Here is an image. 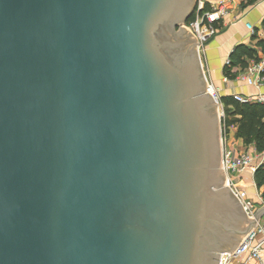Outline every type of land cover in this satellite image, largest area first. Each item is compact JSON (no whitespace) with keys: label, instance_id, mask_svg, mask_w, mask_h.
<instances>
[{"label":"water","instance_id":"95a60500","mask_svg":"<svg viewBox=\"0 0 264 264\" xmlns=\"http://www.w3.org/2000/svg\"><path fill=\"white\" fill-rule=\"evenodd\" d=\"M197 3L0 0V264H219L259 224L225 187Z\"/></svg>","mask_w":264,"mask_h":264},{"label":"built area","instance_id":"2783aa9c","mask_svg":"<svg viewBox=\"0 0 264 264\" xmlns=\"http://www.w3.org/2000/svg\"><path fill=\"white\" fill-rule=\"evenodd\" d=\"M235 1L236 0H218L215 6L208 10L207 2L204 0H198L193 20L182 25V27H188L199 39L197 48L201 58L203 70L205 67L203 64L202 53L205 52V46L218 34V25L224 23L225 19L231 16V4ZM248 29L252 37L264 41V32L261 33L249 24ZM226 65H231L230 58H228ZM234 71H236V69ZM225 79L228 80L227 77ZM236 80L242 81L245 85L252 87L257 91H261L264 87V56L258 61L252 60L247 69L244 70V72L239 75ZM207 81L210 87L209 93H212L215 96L216 101L220 105L224 152L223 167L229 183L228 185H225V187H231L233 189L238 198L243 202L249 218L251 220H256L254 216L258 212L257 206L252 200L248 199L249 196L246 190L239 186L238 183L240 182L239 177L244 175L246 171H249L251 177L253 178L256 171L262 164L254 166L253 155L247 151L237 155L233 148H224L225 143L228 141L230 132H232L235 127L225 128L223 126L225 113L221 104L222 97L220 95V91L208 79ZM231 96L236 102L242 105L254 103L264 104V95L261 93L252 96L234 93ZM251 147L254 148V151L257 154L258 152L256 148L253 145ZM259 155L262 157V160H264V151ZM259 237L262 239L260 240ZM219 264H264V227L260 225V222L247 234L234 254L232 252H223L220 255Z\"/></svg>","mask_w":264,"mask_h":264},{"label":"crops","instance_id":"0c3cea01","mask_svg":"<svg viewBox=\"0 0 264 264\" xmlns=\"http://www.w3.org/2000/svg\"><path fill=\"white\" fill-rule=\"evenodd\" d=\"M206 2L211 8L215 6L218 0H206ZM231 7V16L228 17L224 23L218 25L223 34L218 39H216V41L213 43V46L210 45L211 47H209L208 53H211L212 56L210 55L206 58L205 68L207 75L208 77L210 75V82L214 84V86L220 91L221 97L231 96L234 93L245 96L257 95L258 93L264 95V87L261 89V91H257L256 89L245 85L242 81L236 80L238 76L244 71L239 69L236 70L235 73L237 77L235 80H230L229 78L226 80L224 73L226 68V59L229 58L230 54L239 45H246L249 48L255 50L259 54L260 58L264 56L261 48L258 45L261 39L252 37L248 29L249 24L261 33L264 32V0L256 1L252 6L245 10L241 8V0H236L231 4ZM213 48L216 51L214 55L212 52ZM219 72L220 74H218ZM236 132V128L230 132L228 141L225 143L224 148H233L237 155L247 151L253 155L254 166H259L262 164L264 162L262 157L258 153H255L253 147H247L242 140L238 139ZM252 179L254 180V177ZM257 192L258 203H260L259 210H261L264 207V203L261 192L258 189ZM261 224L264 225V215L262 217V221L260 222V225ZM259 239L261 240L262 238L259 237Z\"/></svg>","mask_w":264,"mask_h":264},{"label":"trees","instance_id":"16d2710c","mask_svg":"<svg viewBox=\"0 0 264 264\" xmlns=\"http://www.w3.org/2000/svg\"><path fill=\"white\" fill-rule=\"evenodd\" d=\"M256 1L258 0H241V8L245 10ZM207 9H210L208 4ZM191 20H193V16L188 22ZM258 45L264 54V41L260 40ZM259 59V54L255 50L246 45H239L230 54L231 65L225 68V76L230 80H235L237 77L235 69L244 71L252 60L258 61ZM221 104L225 113L223 126L225 128L235 127L237 138L242 140L247 147L253 145L257 152L261 154L264 151V104L242 105L236 102L232 96L222 97ZM254 182L261 192L264 203V162L256 171Z\"/></svg>","mask_w":264,"mask_h":264},{"label":"flooded vegetation","instance_id":"af4514ba","mask_svg":"<svg viewBox=\"0 0 264 264\" xmlns=\"http://www.w3.org/2000/svg\"><path fill=\"white\" fill-rule=\"evenodd\" d=\"M180 25L181 24H175V25L172 24L171 25L172 29L166 30V32L164 33L163 36L166 35L167 39L169 38L168 42H170L171 44L174 45V48H175V51H176L175 53L178 54L180 59L185 64L187 63V61L192 63V61L194 62L193 51L191 50L192 48L189 47V42H188L186 36L184 34H182V32L180 31V29H181ZM169 30H171V31H169ZM184 58H186V60Z\"/></svg>","mask_w":264,"mask_h":264},{"label":"rangeland","instance_id":"374dc122","mask_svg":"<svg viewBox=\"0 0 264 264\" xmlns=\"http://www.w3.org/2000/svg\"><path fill=\"white\" fill-rule=\"evenodd\" d=\"M204 1H206V0H204ZM225 21H226V19H225ZM224 26V25H223ZM223 34V32H221V30L219 29L218 30V34L214 37V39H212L205 47H206V50H205V52L204 53H202V57H203V64H204V67H205V65H206V58H207V56H210L211 55V53H208V51H209V47H211L210 45H212L213 46V43L216 41V39H218L221 35ZM212 52H213V55L215 54V49L213 48L212 49ZM212 56V55H211ZM229 58H230V56H229ZM227 60H228V58L226 59V63H227ZM225 67H228V65H225ZM233 71V70H232ZM204 72H205V74H206V76H207V79L210 81V75H209V77H208V75H207V71H206V68L204 69ZM218 74H220V72L218 73ZM240 178V182L238 183V185L239 186H241L244 190H246V192H247V194H248V199L249 200H252L255 204H256V206H257V210H259V205H260V203H258V199H257V188H256V186L254 185V180L252 179V177L250 176V174H249V171H246V173L244 174V175H242L241 177H239ZM261 221H262V219H261ZM260 221V222H261ZM261 226L262 227H264V225H262L261 224Z\"/></svg>","mask_w":264,"mask_h":264}]
</instances>
